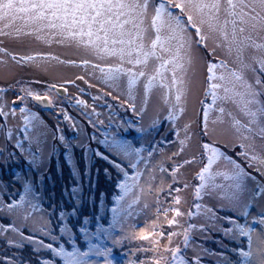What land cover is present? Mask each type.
<instances>
[{
  "label": "snow or ice",
  "instance_id": "1",
  "mask_svg": "<svg viewBox=\"0 0 264 264\" xmlns=\"http://www.w3.org/2000/svg\"><path fill=\"white\" fill-rule=\"evenodd\" d=\"M6 42L30 50H10ZM53 47L74 50L77 58L43 50ZM218 51L225 58H209ZM53 62L84 74L46 83L42 92L32 86L41 80L0 84V156L7 152L6 162L19 150L32 167H45L42 145L49 126L33 108L55 109L62 120L52 139L69 153L77 181L69 193L74 206L49 212L34 182L23 180L16 192L0 183V264H118L106 241L133 245L127 264H264V0H0V67L47 72ZM198 84L203 98L194 131L192 121L179 122ZM68 85L80 95L69 94ZM117 105L138 118L135 125L117 120ZM150 105L155 114L145 127ZM99 109L108 110L106 119ZM162 110L174 140L145 149L123 138L134 126L139 133L156 129ZM64 122L104 146L88 157L85 176L92 156L118 174L107 227L96 223L89 230L100 215H85L75 229L69 222L82 206L83 189L70 157L73 143L60 127ZM87 128L102 139L89 136ZM218 129L234 137L244 163L222 150ZM103 171L111 177L109 168ZM214 233L227 251L205 246ZM225 240L236 246L229 248Z\"/></svg>",
  "mask_w": 264,
  "mask_h": 264
},
{
  "label": "rangeland",
  "instance_id": "2",
  "mask_svg": "<svg viewBox=\"0 0 264 264\" xmlns=\"http://www.w3.org/2000/svg\"><path fill=\"white\" fill-rule=\"evenodd\" d=\"M10 48V50H15V51H23V52H27L30 50V47L28 45H25L23 47H19L16 46L14 44H10L6 42V45ZM42 46H38V45H31V48H41ZM211 47V45H210ZM44 51H52L54 54L57 55H61L62 58H77V53L74 50H70V49H64V48H60V47H53L52 49H47V48H43ZM201 55H206V53L201 50ZM210 59H217V58H225L223 53L221 51L217 52V56L216 57H209ZM79 74H84L83 71L81 69L78 68H72L69 66H62V65H56L54 62L53 64L49 67L47 72H44L40 69H36L34 67H24V68H13L11 70L4 68V67H0V84L3 83H10L13 79H24L26 81H35V80H41L44 83L41 84H33L32 86L38 90V91H44L45 90V85L46 83H56L58 81H61L63 79L66 78H74L75 75H79ZM81 87H85L86 88V93H92L95 94L96 90L95 89H87L86 85H83L82 82L78 81L77 82ZM69 88V94H74V95H80L77 92L76 87L72 86V85H68ZM202 91V84H198L197 87L194 89V93L193 95L190 97L189 100V105H188V111L186 113V115L184 116V118L179 122L180 125H182L185 122L188 121H192L194 128L193 130L196 131V121H197V114L199 113V105H198V100L202 99L203 97L200 95ZM62 95H67V94H62ZM83 98L87 99L89 102H91L90 96H88L87 94H84ZM109 103H113L115 104V102L111 101L110 98H108ZM57 103H60V101H57ZM158 103L157 100V96L154 95L152 98V105H156ZM152 105H150L149 108V114L148 116H146L143 120V125L145 127L148 126V124L150 123V118L151 116H153L155 113L153 111ZM63 106L65 108L68 109L69 113L71 115H73L74 117H76V119L78 120V122H81V118L78 116L77 111L74 110V108L72 107V105H70L68 103L67 100H63ZM162 108V106H161ZM34 111L38 112L39 115L41 116V118L46 122V124L49 126V135L47 136L46 139V143H44L42 145L43 148V155H44V163H45V167L37 170L36 168L32 167L29 164V161L27 159L24 158V155L21 154L19 152V150H16V156L14 158H10L7 159V161L5 162V158L7 157V152L4 153L3 156H0V164H5L7 162H13V161H18L21 157L23 159H25V167L24 170H15V182L18 183V185L21 186L23 180H29L34 182L35 186L39 187L40 190H44L45 188V181L44 178L41 179L42 175L46 172V170L50 167V160H51V155H54V157H56L55 161H56V166H58L57 169V173L59 172L60 174H62V170H67L68 168H70V172H71V178L72 180H70L71 182V186L69 187V190L71 189V187L77 182L73 176H72V169L71 166L68 164V158H69V153L68 151L65 149L64 144L62 142H60L58 139L53 140L52 139V132L55 131V125L57 123V120H62V117H58L55 115V109L52 108H44L43 106H36L33 108ZM99 110H103L105 112V118L106 119V114H107V109H99ZM123 113L126 114V116H123ZM166 114V112H164L163 110L161 111V123L157 126L156 129H151L149 128L148 133H139L135 130V126L133 128H130L128 131L123 132V138L128 139L130 141H132V143L135 145L136 142L137 144L135 146L139 147V146H143L145 149H150L152 147V145L158 141V140H174L175 136L174 133L170 130V123L168 121H166V123L162 122V117L163 115ZM117 120L123 119V120H127V121H131L134 125L136 124L137 121V117L133 116L132 113L129 112H125L123 109H120L117 105ZM16 124H19V121L15 122ZM107 123V120H106ZM60 127L63 129V135L70 141L73 143V147L70 153V157L71 159L74 161L77 169L80 171L81 177L79 180L80 185L82 186L83 189V182H81L82 180H85L86 183H90V177L92 175V170H96L97 172L99 171L97 168L93 167L90 165V167L87 168L88 170V175L85 176L84 172L86 170V166L88 165V157L90 155H92V152L98 148H92L90 147V149L85 150L83 152V157L85 160V168H84V172L81 171V169L79 168V164H78V160H76L75 155H74V148H81L79 146L76 145V142L79 141L81 143L84 144H88V142L90 141L88 139V136H80L78 135L76 132H74L73 130H71L68 127V124L66 122L61 123ZM162 128V129H161ZM106 131V129H101V132ZM169 132H171V134H169ZM87 133L88 135H96L98 138L102 139V137L100 136L99 132H95V130L91 129V128H87ZM124 135H128V136H124ZM158 137H157V136ZM173 136V137H172ZM157 137V138H156ZM22 138V136H21ZM198 138V137H197ZM135 139V141H134ZM216 139L219 141V144L223 145L226 148H233L235 141H234V137H232L230 134L223 132L222 130L218 129V133L216 136ZM3 140L0 139V146H3ZM92 143L98 144L96 141H92ZM24 146L25 148H28V142L24 141ZM98 147L100 146L101 148L104 149L103 145H97ZM166 147L169 151L173 150L171 149L170 145H161ZM64 148V149H63ZM10 150H12L10 148ZM105 150V149H104ZM223 150V149H222ZM238 151H241V149H239L238 147H236V150H234L235 155L234 158H236L238 161H240L241 163H244L243 158L236 156V153ZM60 153H63L64 155V161H66L67 165H63L61 164V161H59V157H60ZM39 155V154H38ZM229 155V154H228ZM158 159V157H157ZM132 171V170H131ZM0 172H1V166H0ZM58 173V176L60 175ZM103 173V172H102ZM101 173V174H102ZM97 173H96V177H97ZM102 176V175H100ZM85 177V179H84ZM105 178V176H104ZM53 180V179H52ZM0 183H2L0 181ZM91 183H94L91 181ZM85 184V183H84ZM5 185V184H4ZM86 187V185H84ZM17 187L15 186L13 188L12 192H16L17 191ZM85 190V189H84ZM84 190L82 191V193H84ZM88 190V189H87ZM38 194L42 197L43 199V192ZM149 200H151V197L148 198ZM43 206V205H42ZM224 211H221V214L223 215ZM243 222V220H242ZM107 227V226H104ZM254 227L259 228V226L254 225ZM93 231V230H92ZM114 234H119V229H117ZM222 239V237L220 236L219 233H214L213 234V238L211 240L208 241H203V243L205 244L206 247H208V244H212L214 250L220 249L219 246L216 244V240ZM245 239V238H242ZM83 240V238H82ZM197 241H199V238H197ZM225 243H227L228 245H230L229 243H231V241H224ZM105 243L108 244L109 247L113 248V258L118 262V264H127V261L131 258L130 253H126L127 258L126 260L123 259V257L121 255H119L118 252L115 251L116 248L120 247V246H113L111 244V241H106ZM86 248V244L83 240V247L82 250H84ZM230 248V247H229ZM221 250V249H220Z\"/></svg>",
  "mask_w": 264,
  "mask_h": 264
},
{
  "label": "trees",
  "instance_id": "3",
  "mask_svg": "<svg viewBox=\"0 0 264 264\" xmlns=\"http://www.w3.org/2000/svg\"><path fill=\"white\" fill-rule=\"evenodd\" d=\"M123 116L125 117L126 114L123 113ZM162 122L166 123V121L164 120H162ZM169 134H171V132H169ZM124 136H128V135H124ZM88 144H90V147L92 148L96 147L99 150L104 151L103 148H101L100 146L98 147L97 146L98 144L92 143V141H89ZM219 145L227 154L232 155V156L235 155L234 150H236V147L226 148L221 144ZM73 150H74L75 158L76 160H78L79 168L81 169L82 172H84L86 163L83 157V152L86 149L74 148ZM54 158L56 159L54 155H51L50 167L42 175L46 183L44 190L43 191L40 190L39 187L37 186L36 188L39 191V193L43 192L44 195L42 199V205L49 212L53 211V209L56 212H59L62 209L70 210L74 206V202L70 198V195H69L70 193L69 187L71 186L70 180H72L70 168H68V171L62 170L63 172L62 174L58 172L60 174L58 176V173H57L58 166H56V161ZM59 161H61L62 166L65 164L67 165L66 161H64L63 153H60ZM6 164L7 165L0 164L1 166L0 181L3 184L8 186V189L10 192L13 191V188L15 186L18 188L17 190H19L21 186L18 185L17 182H15V177H16L15 170H21V171L24 170V167L26 165L25 159L21 157L17 162L16 161L7 162ZM91 166L97 168L99 171L97 172L95 169L92 170L93 172L90 177V183H86L85 180L81 181V182L84 181L82 184H83V190L85 189L84 193H82L83 203H82V206L78 209L77 216L69 218V222L74 227V229L78 224L81 223L82 217H84L85 215H87L90 219L95 217L96 215H100L103 217V219L98 222L95 220H92V223L88 225L90 231L95 230L96 223H101L103 224V226H107L108 222L111 220V215H112L109 209L112 206H114L113 196L119 194V190L115 187V184L118 179V174L116 173V171L111 169V166L108 165L107 162L99 160L98 158H95L94 156H92ZM106 167L109 168V170L111 171L110 178L105 176L104 174L103 169ZM129 172L131 174L132 171L129 170ZM96 173L98 174L97 177H96ZM91 181L94 183H91ZM84 185H86V187ZM5 198L7 199V197ZM101 199L104 201L103 206L99 204V200ZM223 214H225V212ZM53 219L55 220V217H53ZM238 219H241V222H242V218L238 217ZM76 239H77L78 245L82 249L83 240H82L81 234H79L78 232L76 235ZM229 244H230L229 245L230 248L236 246L233 242ZM66 247H69V250H70V246L66 245ZM132 247H133L132 244H125L124 246H120L116 248L115 251L118 252L119 255L123 257L124 260H126L128 259L126 253H130V249ZM208 248L214 249L212 244L211 245L208 244ZM217 250L219 251L220 249H217ZM221 250L227 251L226 249H221ZM59 264H62V262H59ZM207 264H211V261H208Z\"/></svg>",
  "mask_w": 264,
  "mask_h": 264
}]
</instances>
